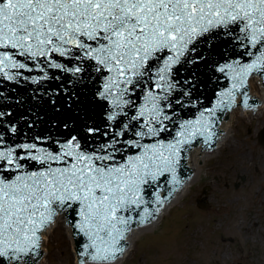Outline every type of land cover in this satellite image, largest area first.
I'll return each mask as SVG.
<instances>
[{
    "label": "snow or ice",
    "instance_id": "obj_1",
    "mask_svg": "<svg viewBox=\"0 0 264 264\" xmlns=\"http://www.w3.org/2000/svg\"><path fill=\"white\" fill-rule=\"evenodd\" d=\"M222 49L239 51L221 63ZM201 67L230 86L184 118ZM253 73L264 0H0V82L34 86L14 98L19 115L0 107V264H34L57 216L82 241L79 264H112L165 203L160 181L182 185L185 146L210 147L211 118L238 95L253 107Z\"/></svg>",
    "mask_w": 264,
    "mask_h": 264
},
{
    "label": "rangeland",
    "instance_id": "obj_2",
    "mask_svg": "<svg viewBox=\"0 0 264 264\" xmlns=\"http://www.w3.org/2000/svg\"><path fill=\"white\" fill-rule=\"evenodd\" d=\"M263 127L264 109L236 117L229 145L203 163L201 177L121 264H264ZM55 228L42 264H73L61 222Z\"/></svg>",
    "mask_w": 264,
    "mask_h": 264
},
{
    "label": "water",
    "instance_id": "obj_3",
    "mask_svg": "<svg viewBox=\"0 0 264 264\" xmlns=\"http://www.w3.org/2000/svg\"><path fill=\"white\" fill-rule=\"evenodd\" d=\"M222 51H224V55L222 57L214 55L213 59H216L221 63L225 61H230L236 58V52L239 51V49H236L235 51L222 49ZM244 59L247 60L248 58L244 57ZM252 75H250L248 78V82H247L248 89L246 88V91L248 93V96L250 97L249 100H251L249 104L253 105V107L246 108L242 103L243 97L238 95L236 106L225 110H218L216 116L211 118L212 120L215 121L212 130L214 131L215 135L217 134L218 136L214 140L215 138L214 135L213 137L214 141L212 140L213 143L211 142L212 144L210 147H208V149L204 145V137H198L190 145L185 146L186 151L181 153L180 166L177 170L178 176L183 181L182 185L176 191H172V186L167 182L169 179L168 177H165L160 181V186L158 189H156V191L160 194L161 197L162 196L167 197L166 202L162 206H160L159 211L155 213L154 219L144 224H133L132 226H130V230L125 234V238L122 241L125 250L120 255H125V251L127 248L130 235L148 229L150 227H153L161 209H167V204H173V198H179L186 182L193 181L196 163L212 156L214 152L215 144L223 142L225 140L226 134L228 132L231 123L230 113H237V117L245 113H248V118H250V112H256L261 95H264V80H263L264 76H262L263 78L262 79L259 75L255 74L252 78H250ZM199 78L203 81V84L200 86V88L196 90L193 96V99L198 101L197 107L187 109L183 113L184 118H195L196 116L199 115V111L211 107L212 104H214L216 101L217 93L230 86L229 79H227L226 77L222 76L219 73L209 72L207 69L203 67L200 68ZM54 83H55L54 81L50 82V85ZM33 87L34 86L31 84H27L23 82L19 85L14 82H0V92L3 93V96H0V107L7 109L8 107L11 106L12 110L17 115H19V109L13 106L14 98L16 97L24 98L28 96L29 91ZM28 106L29 105H25V108H27ZM44 113H47V116H45V120L41 122L38 127L32 129L29 132V135H33L35 133L41 132L47 127V123H46L47 117L51 116L52 113L49 111L46 105L43 107L41 111V115H43ZM263 133H264V127L259 134V139L262 142H264V139L262 138ZM53 134H55V132H53ZM170 192L171 195H169ZM147 198L148 199L152 198L151 190H149V195L147 196ZM205 203L206 202H204L201 199V201L199 202V206H206L207 204ZM58 218H60L61 220V223L63 225L71 249L73 264H78L77 263V259H79L78 251L82 241L72 234L70 226L64 221L62 216H57L56 219ZM43 237H45V233L43 234ZM41 252H43L42 247H41ZM41 252H39L40 254L38 258L34 259V264H40V260L42 257ZM117 260L118 257L114 262H112V264H117Z\"/></svg>",
    "mask_w": 264,
    "mask_h": 264
},
{
    "label": "bare ground",
    "instance_id": "obj_4",
    "mask_svg": "<svg viewBox=\"0 0 264 264\" xmlns=\"http://www.w3.org/2000/svg\"><path fill=\"white\" fill-rule=\"evenodd\" d=\"M263 109H264V95H261V98H260V101H259V104L257 106V109H256V112H250V117L254 116L255 113H262L263 112ZM241 116H248V113H245ZM236 117H237V113H230V118H231V123H230V126H229V129H228V132L226 134V137H225V140L223 142H220V143H217L215 144V148H214V152H213V155L217 152H219L221 150L222 147H224L225 145H229V138L232 136V133H231V130L234 129V121H236ZM234 120V121H233ZM262 138L264 139V133H263V136ZM212 155V156H213ZM211 157V156H210ZM210 157L196 163L195 165V171H194V177H193V181H187L179 198H173V204H167V209H161L153 227H150L148 229H145V230H142L140 232H137V233H134L132 235H130L129 237V241H128V244H127V248H126V251H125V255H119L118 256V260H117V264H121L123 263L129 255H131V251L134 247V244H135V241L139 238V236L145 232H149V231H152L154 230L158 224H160V222L162 221L164 215L166 213H168L170 211V209L182 198L186 195L187 191L190 189V187L193 185V183L199 179L201 177V171H202V165L203 163L209 159ZM61 222L60 218L56 219L55 220V223H53L48 229L47 231L45 232V237L42 236V241H41V247H42V251L45 250V246L44 244H46L47 242V236L50 234L51 231L55 230L58 226V224ZM62 224V223H61ZM63 227V225H62ZM64 229V228H63ZM65 232V231H64ZM44 255L45 253L42 254V257H41V260H40V264H42V261L44 260Z\"/></svg>",
    "mask_w": 264,
    "mask_h": 264
}]
</instances>
